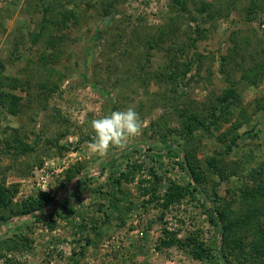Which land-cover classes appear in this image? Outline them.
<instances>
[{"label": "rangeland", "instance_id": "rangeland-1", "mask_svg": "<svg viewBox=\"0 0 264 264\" xmlns=\"http://www.w3.org/2000/svg\"><path fill=\"white\" fill-rule=\"evenodd\" d=\"M170 7L0 0V264L264 261V0ZM128 108L142 134L94 152L91 120Z\"/></svg>", "mask_w": 264, "mask_h": 264}, {"label": "trees", "instance_id": "trees-1", "mask_svg": "<svg viewBox=\"0 0 264 264\" xmlns=\"http://www.w3.org/2000/svg\"><path fill=\"white\" fill-rule=\"evenodd\" d=\"M171 6L172 7H170V8L172 9L173 13L185 14L186 11H187V9H186V0H171ZM208 6H209V4L203 5L199 9V12L202 14L204 11H206ZM43 7H44L43 10L45 12H48L47 7H45V6H43ZM61 14L63 16L62 21H65L67 19V17H68L67 13L65 12V13H61ZM73 19H74L73 22L77 21V18L75 17L74 14H73ZM42 27L45 28L44 25ZM196 30H197V32L199 31V29H196ZM195 40H197V39H195ZM158 42L159 41H157V43ZM157 43L155 42V44H157ZM3 71H4V67H3V65L0 64V104H4V103H2V101L4 100L5 96H7V92H8V90H6V88H8L7 84H6V82H3V79H6V77L4 75H2ZM167 78L169 80H175V79L172 78L171 75H168ZM173 83H175L176 84L175 86L177 87L178 83L176 81H173ZM9 86H10V83H9ZM11 87L14 88L15 85L12 84ZM233 96H234L233 90L228 89L227 91H225V94L219 100L221 102H225L228 99L233 98ZM11 105H13V104H11ZM10 112H14V111L10 110ZM179 116L182 117L183 115H179ZM187 117H188L189 120L187 119L188 121L186 122V124H184L185 125L184 127H185V129L188 132H190L192 130V126H195L197 128H203L204 127L203 126L204 125L203 122L202 121L200 122L199 120H197L193 115H189ZM204 128L207 129L206 125H205ZM256 194H257V192L254 195L251 196V198H250L251 201L254 200V198L256 197ZM5 197H6L5 194H3V192L0 190V210H2V208H4L5 205H6ZM52 201H53V196H50L46 192L40 191V192H38V195H37L36 199L31 198V199H29L27 204H24L22 206L21 212H22V214H29V213H32V212L40 211ZM206 213L208 215V220L210 222H215V219H214V216H213L212 212L206 210ZM3 220H5V217L0 216V222L3 221ZM223 227H224V229H226L225 225ZM208 253H209L208 249H203V248L192 249L191 251H189V255L194 260H201L203 258L202 257L203 254H208ZM73 264H77V262H74ZM216 264H220V263H216ZM261 264H264V261H262Z\"/></svg>", "mask_w": 264, "mask_h": 264}, {"label": "clouds", "instance_id": "clouds-1", "mask_svg": "<svg viewBox=\"0 0 264 264\" xmlns=\"http://www.w3.org/2000/svg\"><path fill=\"white\" fill-rule=\"evenodd\" d=\"M93 140L90 147L104 156L114 146H123L129 139L142 134L143 121L133 109L110 111L90 122Z\"/></svg>", "mask_w": 264, "mask_h": 264}]
</instances>
